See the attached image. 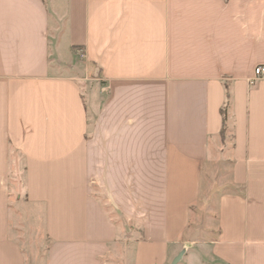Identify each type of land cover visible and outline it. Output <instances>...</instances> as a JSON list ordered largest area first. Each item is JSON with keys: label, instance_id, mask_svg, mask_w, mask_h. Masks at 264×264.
<instances>
[{"label": "crops", "instance_id": "obj_1", "mask_svg": "<svg viewBox=\"0 0 264 264\" xmlns=\"http://www.w3.org/2000/svg\"><path fill=\"white\" fill-rule=\"evenodd\" d=\"M261 65L264 0H0V264L20 170L44 264H264Z\"/></svg>", "mask_w": 264, "mask_h": 264}, {"label": "rangeland", "instance_id": "obj_2", "mask_svg": "<svg viewBox=\"0 0 264 264\" xmlns=\"http://www.w3.org/2000/svg\"><path fill=\"white\" fill-rule=\"evenodd\" d=\"M86 76L93 75L88 72ZM22 165L23 161L21 160L20 166ZM215 171L217 172V170ZM23 178L24 173L20 170L18 173V190H14L15 193H18V202L15 207L17 210V226L13 228L12 237L22 247L27 259L26 264H44L51 240L44 229L42 208L26 202ZM226 178H228L227 175L223 174L222 180H226Z\"/></svg>", "mask_w": 264, "mask_h": 264}, {"label": "trees", "instance_id": "obj_3", "mask_svg": "<svg viewBox=\"0 0 264 264\" xmlns=\"http://www.w3.org/2000/svg\"><path fill=\"white\" fill-rule=\"evenodd\" d=\"M229 104H230V101L227 100L225 106L222 109V114H223V127H222V130H221V136L223 138L225 137V134H226V120H227V111H228Z\"/></svg>", "mask_w": 264, "mask_h": 264}, {"label": "built area", "instance_id": "obj_4", "mask_svg": "<svg viewBox=\"0 0 264 264\" xmlns=\"http://www.w3.org/2000/svg\"><path fill=\"white\" fill-rule=\"evenodd\" d=\"M256 79L262 78L264 76V66H258L255 69Z\"/></svg>", "mask_w": 264, "mask_h": 264}, {"label": "water", "instance_id": "obj_5", "mask_svg": "<svg viewBox=\"0 0 264 264\" xmlns=\"http://www.w3.org/2000/svg\"><path fill=\"white\" fill-rule=\"evenodd\" d=\"M196 236H197V233H195V235L192 237V240H194V239L196 238ZM183 253H184V251L180 252V253L174 258V260L172 261V264H177V263L180 261V259L182 258Z\"/></svg>", "mask_w": 264, "mask_h": 264}]
</instances>
